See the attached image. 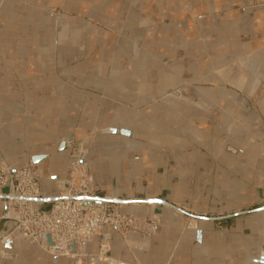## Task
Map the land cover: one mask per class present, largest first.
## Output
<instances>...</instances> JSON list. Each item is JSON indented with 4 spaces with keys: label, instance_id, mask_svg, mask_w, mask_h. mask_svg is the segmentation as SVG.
I'll return each instance as SVG.
<instances>
[{
    "label": "crops",
    "instance_id": "obj_1",
    "mask_svg": "<svg viewBox=\"0 0 264 264\" xmlns=\"http://www.w3.org/2000/svg\"><path fill=\"white\" fill-rule=\"evenodd\" d=\"M255 2L0 0V164L32 166L53 200L67 142L84 139L100 194L160 221L155 236L129 233L127 243L105 228L110 257L264 264V3ZM0 264L73 263L20 241L0 244Z\"/></svg>",
    "mask_w": 264,
    "mask_h": 264
},
{
    "label": "built area",
    "instance_id": "obj_2",
    "mask_svg": "<svg viewBox=\"0 0 264 264\" xmlns=\"http://www.w3.org/2000/svg\"><path fill=\"white\" fill-rule=\"evenodd\" d=\"M68 175L57 182L58 194L49 207L40 200L39 178L32 166L12 168L0 164V199L6 209L0 216V244L26 241L54 257L71 260L73 264H125L109 256V235L113 230L124 243L127 235L136 233L142 239L155 236L160 226L157 217L140 220L121 212V205L102 196L88 174L82 160L83 145L68 141ZM101 236L97 252L86 254L85 246ZM3 258L12 259L10 254Z\"/></svg>",
    "mask_w": 264,
    "mask_h": 264
},
{
    "label": "water",
    "instance_id": "obj_3",
    "mask_svg": "<svg viewBox=\"0 0 264 264\" xmlns=\"http://www.w3.org/2000/svg\"><path fill=\"white\" fill-rule=\"evenodd\" d=\"M54 200V199H53ZM53 200H40L41 202H46V201H48V202H51V201H53ZM110 202H113V203H117V204H121V203H124V202H120V201H117V200H110ZM157 202H159V201H148V203H157ZM9 243V242H8ZM261 261L262 262H264V257H262L261 258Z\"/></svg>",
    "mask_w": 264,
    "mask_h": 264
},
{
    "label": "rangeland",
    "instance_id": "obj_4",
    "mask_svg": "<svg viewBox=\"0 0 264 264\" xmlns=\"http://www.w3.org/2000/svg\"><path fill=\"white\" fill-rule=\"evenodd\" d=\"M264 3V0H256L255 4H263ZM75 141V140H74ZM76 142H79L83 145V150H84V142L85 140L84 139H81V140H77ZM134 264H138L137 262H135Z\"/></svg>",
    "mask_w": 264,
    "mask_h": 264
}]
</instances>
